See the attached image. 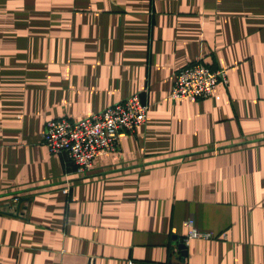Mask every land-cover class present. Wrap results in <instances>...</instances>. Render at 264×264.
<instances>
[{
    "label": "crops",
    "instance_id": "0c3cea01",
    "mask_svg": "<svg viewBox=\"0 0 264 264\" xmlns=\"http://www.w3.org/2000/svg\"><path fill=\"white\" fill-rule=\"evenodd\" d=\"M195 60L229 82L173 99ZM134 93L91 171L43 143ZM0 264H264V0H0Z\"/></svg>",
    "mask_w": 264,
    "mask_h": 264
},
{
    "label": "built area",
    "instance_id": "2783aa9c",
    "mask_svg": "<svg viewBox=\"0 0 264 264\" xmlns=\"http://www.w3.org/2000/svg\"><path fill=\"white\" fill-rule=\"evenodd\" d=\"M221 82H229L227 68L213 69L202 60H195L176 72L171 97L205 100L213 96ZM149 109L150 104L141 98L140 93H134L78 120L69 117L50 119L43 132V143L51 153H67L79 172H88L94 168L98 155L117 152L124 136L135 133L147 123ZM11 211L19 213L18 197L13 198ZM185 225L187 233L178 241L182 257L187 255L193 239L214 236L213 232L199 228L194 217L188 218Z\"/></svg>",
    "mask_w": 264,
    "mask_h": 264
}]
</instances>
